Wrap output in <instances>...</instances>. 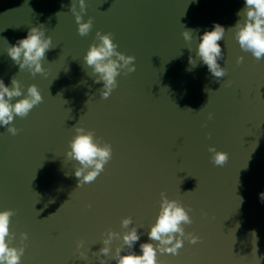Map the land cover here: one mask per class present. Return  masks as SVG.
<instances>
[{"label": "water", "instance_id": "obj_1", "mask_svg": "<svg viewBox=\"0 0 264 264\" xmlns=\"http://www.w3.org/2000/svg\"><path fill=\"white\" fill-rule=\"evenodd\" d=\"M85 2L81 15L93 28L81 37L71 0H0V79L11 86L15 76L25 93L36 84L44 97L27 117H15L17 135L0 127V210L15 211L13 246L26 249L21 264H99L109 230L121 237L105 258L115 264L132 227L140 232L133 251L142 254L140 244H158L148 232L161 193L189 210L185 232L200 240L185 239L179 254L158 253L160 264H264V59L243 51L231 29L245 0ZM215 23L226 29L218 63L227 75L220 80L199 59L195 68L188 62ZM38 25L53 48L46 74L33 76L7 49ZM186 29L195 30L191 42ZM97 31L113 33L118 51L136 57V71H122L107 99L83 60ZM76 127L94 131L113 151L83 186L78 161L67 157ZM213 146L229 153L222 167L211 160ZM127 217L133 224L123 228Z\"/></svg>", "mask_w": 264, "mask_h": 264}, {"label": "clouds", "instance_id": "obj_2", "mask_svg": "<svg viewBox=\"0 0 264 264\" xmlns=\"http://www.w3.org/2000/svg\"><path fill=\"white\" fill-rule=\"evenodd\" d=\"M79 11H77L76 0H71L70 10L75 16L78 25V34L87 36L93 28V20L89 18L86 22L81 13H86L85 0H79ZM240 20L231 29L235 30V39L240 48L250 52L256 60L264 59V0H245L244 8L237 13ZM193 29H186L182 35L185 41L191 42L194 39ZM226 29L219 23H215L210 31H205L199 36V44L193 55L189 56L191 68L197 66V59L207 66L208 71L217 80L227 75V69L221 67L219 60L224 58L219 41L223 40ZM53 48V38L46 34L43 25L33 26L26 37L19 39L16 44L8 47L7 52L10 58L19 66L20 71L27 69L33 76L46 74L43 61L46 53ZM192 52V49L189 48ZM244 57L237 59L242 63ZM84 62L92 68V76L96 83H102L99 90L100 95L107 99L114 89L118 87L117 77L121 72L125 75L136 71V57L126 55L118 51V45L114 43L113 33L96 32L95 42L89 47L87 54L83 57ZM43 95L36 84L27 87L26 93L21 81L15 76L11 79V86H7L3 79H0V127H5L13 136L19 133V129L13 125L15 117H27L31 110L43 102ZM212 113L208 118L212 119ZM76 135L70 141V151L67 157L78 161L79 167L75 170L79 186L91 183L104 171L105 165L111 160L113 151L108 143H101L102 138H97L94 131L86 130L83 127H76ZM211 134L209 133V136ZM212 153L211 160L216 166H224L229 160V153L217 151L209 147ZM162 202L159 215L155 224L148 232L150 241H157L158 244L145 242L140 244L142 254L133 251L134 245L140 240V232L137 227L123 234L124 247L117 248L114 259L115 264H160L158 253L179 254L188 239L196 244L200 237L192 233H186L184 225H190L193 221L189 210L178 200H170L161 193ZM264 200V193L260 194ZM91 205H89L90 207ZM15 215L12 209L0 210V264H21V258L25 253V246H13L15 233L11 231V218ZM133 224L132 217L122 220L121 226L128 228ZM103 240V247L99 250V264H107V257L111 256L110 247L113 239H120V234L109 230ZM28 239V234L21 233V245ZM11 241V242H10ZM83 242H79L77 248H82ZM127 248L129 251H125ZM85 253L80 252L79 258H84Z\"/></svg>", "mask_w": 264, "mask_h": 264}]
</instances>
